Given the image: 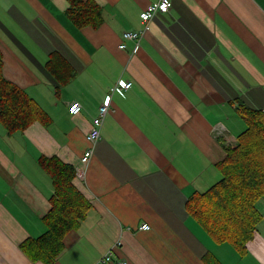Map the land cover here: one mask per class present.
<instances>
[{"label": "crops", "instance_id": "0c3cea01", "mask_svg": "<svg viewBox=\"0 0 264 264\" xmlns=\"http://www.w3.org/2000/svg\"><path fill=\"white\" fill-rule=\"evenodd\" d=\"M93 1L103 8L97 28L73 23L69 0H0L4 75L44 111L12 134L0 122V264H45L20 247L46 231L53 184L41 156L74 165V183L93 205L54 264H109V252L128 264H208L210 256L264 264V196L244 253L217 242L188 210L221 178L222 139L246 128L239 104L264 109V0H170L135 51L124 33L140 30L141 13L160 0ZM54 51L76 70L67 85L46 67ZM121 79L132 87L112 93L93 144V120ZM72 101L80 113L70 112Z\"/></svg>", "mask_w": 264, "mask_h": 264}, {"label": "trees", "instance_id": "16d2710c", "mask_svg": "<svg viewBox=\"0 0 264 264\" xmlns=\"http://www.w3.org/2000/svg\"><path fill=\"white\" fill-rule=\"evenodd\" d=\"M67 15L78 27H99L103 8L93 0H69ZM47 69L67 85L75 76L60 52H52ZM0 48V122L8 134L25 130L44 114L39 104L20 86L4 75ZM238 112L246 128L233 141H224L226 155L217 163L221 178L207 191L195 193L188 210L219 242H230L244 253L253 239L262 214L257 202L264 196V109L239 104ZM39 165L51 177V209L43 217L46 231L20 245L32 260L54 264L66 247L65 239L80 227L93 207L90 199L75 185L76 168L57 156H41ZM208 264H222L210 256Z\"/></svg>", "mask_w": 264, "mask_h": 264}, {"label": "built area", "instance_id": "2783aa9c", "mask_svg": "<svg viewBox=\"0 0 264 264\" xmlns=\"http://www.w3.org/2000/svg\"><path fill=\"white\" fill-rule=\"evenodd\" d=\"M171 6L170 0H160L154 4H150L148 8L141 13V19L143 27L138 31H126L124 33V38L126 40H132L135 42V50L138 49L141 37L144 33L150 30V20L156 14L157 11H168ZM126 44H121L120 48L126 49ZM132 87V82L126 80H119L112 88L111 92L106 96L104 102L99 108V114L94 118L92 126L88 132V139L91 143H96L101 138V129L104 123L106 115L111 111L112 108V93L120 92L123 93ZM82 104L79 101H72L69 104V110L72 114H78L82 111ZM93 154V148L89 147L84 155L81 157L83 163H87ZM78 177L82 178L84 173L81 169H78ZM141 229H149L150 225L144 222L141 226ZM104 260L109 264H128V261L125 259H115L113 253L109 252Z\"/></svg>", "mask_w": 264, "mask_h": 264}, {"label": "rangeland", "instance_id": "374dc122", "mask_svg": "<svg viewBox=\"0 0 264 264\" xmlns=\"http://www.w3.org/2000/svg\"><path fill=\"white\" fill-rule=\"evenodd\" d=\"M242 118V117H241Z\"/></svg>", "mask_w": 264, "mask_h": 264}]
</instances>
